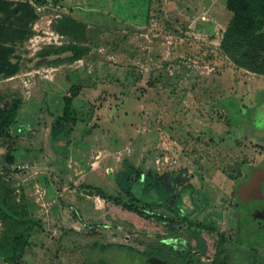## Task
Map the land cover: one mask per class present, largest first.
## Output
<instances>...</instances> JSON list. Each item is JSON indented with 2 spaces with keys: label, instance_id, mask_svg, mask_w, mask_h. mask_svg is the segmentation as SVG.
<instances>
[{
  "label": "rangeland",
  "instance_id": "rangeland-1",
  "mask_svg": "<svg viewBox=\"0 0 264 264\" xmlns=\"http://www.w3.org/2000/svg\"><path fill=\"white\" fill-rule=\"evenodd\" d=\"M226 1L37 4L38 29H49L60 13L86 24L89 53L54 64V55L39 57L28 41L17 75L46 70L30 94L21 77L0 79L7 100L23 101L11 137L0 140V212L3 206L22 220L0 221V264L17 234L28 239L18 264H146L152 252L170 259L193 252L208 261L218 234L233 235L236 177L256 162L252 138L264 137V120L250 123L264 103V76L222 52ZM72 85L80 88L70 109L76 123L68 122L61 140L54 128ZM227 98L237 110L232 120L219 107ZM18 152L8 165V154ZM234 215L242 237L229 242L228 264H262L250 254L264 252L253 234L258 225L244 209Z\"/></svg>",
  "mask_w": 264,
  "mask_h": 264
},
{
  "label": "trees",
  "instance_id": "trees-1",
  "mask_svg": "<svg viewBox=\"0 0 264 264\" xmlns=\"http://www.w3.org/2000/svg\"><path fill=\"white\" fill-rule=\"evenodd\" d=\"M48 3V0H0V79H7L17 75L21 70V57L19 49L35 34L33 25L40 19L41 12L37 10V4ZM55 5V4H53ZM226 10L230 12V20L221 39V50L239 68L264 76V0H227ZM62 9V7H59ZM52 21V29L63 35L66 42L63 45H47L39 50L37 55L41 58L55 56L54 64L59 62H74L82 59L89 53L87 45V25L77 21L67 14H58ZM63 55V56H62ZM36 66H39L36 65ZM74 92L72 97H63L62 110L57 118V126L54 128L55 137H64L67 124L70 120L76 123L71 117L73 97H76L80 88L71 86ZM230 98L219 102L221 113L229 120L233 119L237 110H234ZM232 105L225 107L226 102ZM23 101L19 98L7 100L0 93V140L11 137ZM16 134L19 131H14ZM62 140V139H61ZM15 151H21L14 148ZM27 150V149H26ZM22 156L8 154V165L14 163ZM96 193L106 199L101 190ZM119 203V200H115ZM130 212L138 215H145V211L133 205H123ZM0 221L7 223L12 220L18 224L22 220L17 219L14 214L1 206ZM148 216V214H147ZM165 223H175L176 219L166 218L157 215H149ZM36 223H39L37 220ZM202 228L213 232V229L202 226ZM10 255L5 259L6 264H18L25 253L28 239L22 235H15L10 242ZM102 249H105L104 247ZM130 251L133 252L131 248ZM146 264H171L174 259L167 258L158 253H145ZM185 257V256H184ZM197 262L196 259H191ZM185 264L189 261L184 258Z\"/></svg>",
  "mask_w": 264,
  "mask_h": 264
},
{
  "label": "flooded vegetation",
  "instance_id": "flooded-vegetation-1",
  "mask_svg": "<svg viewBox=\"0 0 264 264\" xmlns=\"http://www.w3.org/2000/svg\"><path fill=\"white\" fill-rule=\"evenodd\" d=\"M233 100L235 103H237L234 98ZM263 106L264 103L260 104L258 107L259 109L255 108V112H253L251 115L250 123L255 127L261 120H264V111L262 110ZM238 108L241 109L239 106ZM240 125H243V123ZM251 142L253 143L256 150L255 154L258 157H256V162H253L250 168L240 167L239 173H241V175L236 177L233 193L235 197V206L231 215L233 224H230V228L233 230V235L227 237L224 234H218V248L215 251L214 257L208 260L209 262L205 259L200 260L195 254H193V252H191L177 255L175 258H173L174 261L171 264H185V257L189 261L188 264H228L227 260L228 256L230 255V249L228 247L229 242L232 239L236 240L237 237H242L241 231L238 229L239 224L234 220L235 211L237 212L241 209H244L250 213V217L258 225V230H256L253 234L258 238H262L264 243V193H258L261 191L260 189H262L260 184L262 182V178H264V137L257 140L253 137ZM242 171H244L243 175ZM249 203H251L252 206H250ZM210 233L212 235L217 234L215 231ZM257 250L258 249H251L250 254H252V257L256 255L258 259L261 258V262L264 264V252L259 253ZM191 259H196L197 262H192Z\"/></svg>",
  "mask_w": 264,
  "mask_h": 264
},
{
  "label": "built area",
  "instance_id": "built-area-1",
  "mask_svg": "<svg viewBox=\"0 0 264 264\" xmlns=\"http://www.w3.org/2000/svg\"><path fill=\"white\" fill-rule=\"evenodd\" d=\"M38 9H40V8L37 7V10ZM58 16L59 15L57 14L56 17H58ZM33 30L35 31V34L30 38L29 42L32 44V47L35 49V51H39L44 46H47V45H58V46H60L66 42V38L63 35L55 32L52 29V20L49 22V29H47L46 31H44L42 29H38V23H35L33 25ZM43 71H46V70H43ZM43 71L35 69L31 72L24 74L23 76L17 75V77H21V84L24 87L27 95L30 94L32 80L37 75H40V74L42 75ZM15 77L13 76V77H10L8 79L11 80V79H14Z\"/></svg>",
  "mask_w": 264,
  "mask_h": 264
}]
</instances>
